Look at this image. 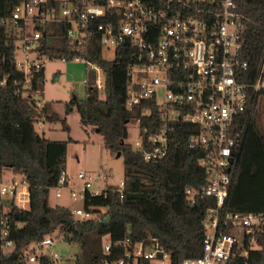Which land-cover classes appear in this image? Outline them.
I'll return each mask as SVG.
<instances>
[{
    "label": "trees",
    "instance_id": "1",
    "mask_svg": "<svg viewBox=\"0 0 264 264\" xmlns=\"http://www.w3.org/2000/svg\"><path fill=\"white\" fill-rule=\"evenodd\" d=\"M22 1L0 0V14L9 15ZM235 10L243 26L241 55L248 61L254 79L264 60V0H236ZM44 29L43 52L57 58L87 57L102 70L104 89L100 91L95 85L96 70L87 69L85 98L75 96L65 102L64 116L50 101L39 104L36 95L44 88V70L35 72L30 88L23 89L25 77L15 65L14 38L6 44L9 34L0 25V177L5 168L21 172L29 199L27 209L11 200L8 211L3 212L0 197V264H27L23 251L53 233L79 246L75 264H101L106 240L115 244L125 239L135 243L158 238L173 264L201 256L205 211L214 206V199L199 198L192 206L184 194L186 187L200 188L208 182L199 164L203 149L190 145V137L198 127L173 123L175 130L170 133L166 157L158 162L146 161L141 152L125 142L128 123L136 119L142 128L154 132L162 122L152 101L133 110L126 107V70L132 54L119 50L114 59L108 60L96 39L88 42L85 50L72 45L67 24L50 23ZM263 96L264 92H252L246 110L235 119L233 131L240 134L238 152L231 168L224 212L264 213V132L259 113ZM74 111L84 130H98L105 146L124 158L123 197L109 190L102 195H88L85 207L92 209L91 218H78L69 207L49 203L50 189L67 171L68 144L74 140L70 136L66 140L49 139L35 127L39 121L60 122L62 129L69 132L67 116ZM2 219L6 220L8 238L14 242L10 254L2 248ZM256 240L258 248L230 264H264V231L256 235ZM39 264H50V257L41 256Z\"/></svg>",
    "mask_w": 264,
    "mask_h": 264
},
{
    "label": "built area",
    "instance_id": "2",
    "mask_svg": "<svg viewBox=\"0 0 264 264\" xmlns=\"http://www.w3.org/2000/svg\"><path fill=\"white\" fill-rule=\"evenodd\" d=\"M235 9L236 0H24L9 15L0 14V25L9 34L6 44L14 38V61L24 74V90L30 88L33 74L45 71L51 60L82 61L87 69L96 70L95 85L100 91L104 89V81L99 80L102 70L87 57L57 58L43 52L47 24H67V37L77 49L85 50L88 42L96 39L102 52L108 47L113 48L115 56L119 50L132 54L126 70V107L133 110L152 101L162 122L154 132L139 125V138L130 144L146 161L158 162L166 157L170 133L175 130L173 123L198 127L190 145L203 149L199 164L208 182L200 188L188 186L184 194L192 206L203 197L214 199L215 204L205 211L202 255L181 264H230L258 248L256 235L264 231V213L223 210L238 152L240 134L233 131L235 119L246 110L252 92H264V60L251 79L249 63L241 55L243 26ZM37 98L39 104L44 102ZM107 178V174L86 170L75 176L66 172L56 188L67 189L70 199L81 203V207L72 209L78 218H91L92 209L85 207L88 195H102L108 190L124 195V180L94 188L96 181L105 182ZM19 184L15 179L5 182L0 177L2 204L4 196L14 201ZM2 224V248L10 250L14 242L8 238L5 219ZM59 237L63 236L53 233L31 243L23 251L24 258L40 263L41 256H49L50 264H55L60 256L43 249L53 248ZM101 264L173 262L161 241L150 238L115 244L106 240Z\"/></svg>",
    "mask_w": 264,
    "mask_h": 264
},
{
    "label": "rangeland",
    "instance_id": "3",
    "mask_svg": "<svg viewBox=\"0 0 264 264\" xmlns=\"http://www.w3.org/2000/svg\"><path fill=\"white\" fill-rule=\"evenodd\" d=\"M103 57L112 60L115 58L113 48L104 47ZM44 80V92L36 95L39 98H45L53 103L55 110L64 116V104L71 101L75 96L79 99L85 98V83L87 77V66L82 61L51 60L46 64ZM99 80L104 81V75L99 72ZM103 96V93L100 94ZM259 113L261 127L264 132V96L259 103ZM69 132L62 129L60 122H44L39 121L35 127L37 131L43 132L49 139L66 140L70 136L74 141L68 144L67 151V172L70 176H75L80 170H86L91 173H104L108 178L105 182L96 181L94 188H104L105 184L117 185L124 179V158L113 154L104 144L101 134L89 128L84 130L80 123L79 114L74 111L67 116ZM139 121L136 119L128 123V136L126 143L133 144L139 138ZM3 181L17 180L20 184L17 189V195L14 202L22 207H29L28 187L23 182V174L12 168H5L2 172ZM61 192L58 197L57 193ZM24 193V195H23ZM3 212L9 209V202L12 197H3ZM49 201L51 204H61L71 209L81 207V203H74L67 189H57L53 187L49 191ZM105 211V208L101 209ZM54 250L60 259L55 264H75V257L79 253V246L76 243L66 241L63 237H59L56 244L51 249H43L49 253ZM11 250L5 249L6 254H10ZM27 264H39L38 262L27 261Z\"/></svg>",
    "mask_w": 264,
    "mask_h": 264
},
{
    "label": "crops",
    "instance_id": "4",
    "mask_svg": "<svg viewBox=\"0 0 264 264\" xmlns=\"http://www.w3.org/2000/svg\"><path fill=\"white\" fill-rule=\"evenodd\" d=\"M46 71V70H45ZM45 71H44V73H45ZM42 92H44V88H43V91ZM42 99V98H41ZM43 101H48L47 99H45V98H43ZM67 172V171H66ZM67 174H68V172H67ZM69 175V174H68ZM3 179V178H2ZM49 203H50V201H49ZM51 204V203H50ZM51 205H54V204H51ZM56 205V204H55ZM61 205V204H60ZM71 209V208H70ZM11 251L10 252H12L13 251V248L12 249H10Z\"/></svg>",
    "mask_w": 264,
    "mask_h": 264
},
{
    "label": "water",
    "instance_id": "5",
    "mask_svg": "<svg viewBox=\"0 0 264 264\" xmlns=\"http://www.w3.org/2000/svg\"><path fill=\"white\" fill-rule=\"evenodd\" d=\"M97 132H98V130H97ZM117 156H121V153L118 152V153H117ZM17 264H22V263H21V262H18Z\"/></svg>",
    "mask_w": 264,
    "mask_h": 264
}]
</instances>
